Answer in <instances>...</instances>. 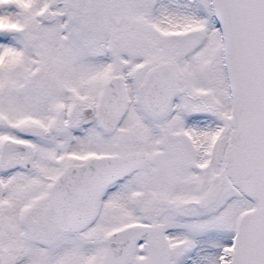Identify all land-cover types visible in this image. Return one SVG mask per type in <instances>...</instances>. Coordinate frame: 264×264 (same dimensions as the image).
I'll use <instances>...</instances> for the list:
<instances>
[{
  "label": "snow or ice",
  "instance_id": "obj_1",
  "mask_svg": "<svg viewBox=\"0 0 264 264\" xmlns=\"http://www.w3.org/2000/svg\"><path fill=\"white\" fill-rule=\"evenodd\" d=\"M0 264H264V0H0Z\"/></svg>",
  "mask_w": 264,
  "mask_h": 264
}]
</instances>
